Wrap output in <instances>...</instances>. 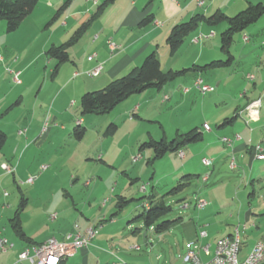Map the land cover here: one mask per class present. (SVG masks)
<instances>
[{"label":"rangeland","instance_id":"374dc122","mask_svg":"<svg viewBox=\"0 0 264 264\" xmlns=\"http://www.w3.org/2000/svg\"><path fill=\"white\" fill-rule=\"evenodd\" d=\"M81 1L84 0H76L75 3ZM38 3L40 5L39 7H41L44 1L39 0ZM51 17L49 15L50 19ZM59 23L60 21H56L54 24L57 25ZM220 25H225L226 27L225 23H220L214 26L213 29L216 30L217 28L220 30ZM244 31L245 29L242 32ZM242 32L236 33L233 36L231 44V51H233L235 56L233 64L212 68L203 74V78L206 81L212 80L213 77L216 79L217 76L223 77V80L218 86L219 89H223L224 85L229 86L234 81L244 84L239 90H235V87L232 88V90L228 88L226 92L228 95L234 96V99L231 97L227 98L226 104L221 103L223 100H221V98L215 101L208 99L209 95L215 96L216 93L206 94L204 96V94L199 93L198 90L196 91L195 88L190 86L191 83H187L186 79L189 77V75H187L179 76L174 79V81L181 80L184 83L178 84L172 81L166 83L168 85L169 83H177V86L175 84L177 94L171 104L167 102L157 106V110L152 113L151 118L153 121H148L146 119L140 121L135 117L133 118V122L130 123L127 122V115L124 117L125 120L118 124V128L115 132L109 133L106 136V140L103 143L101 142L103 134L112 122L109 120L105 121L103 118L109 117L108 113L102 115L84 114L86 122L81 123V125L84 126L86 130L80 139L76 138L73 132V128L77 123L76 120L72 125L67 123L68 120L66 123H57L59 126L53 130L56 135H54L52 139H49L50 141L45 144L43 149L50 154L52 161L55 163L53 168L42 172L41 175L37 177L33 173L31 175L27 173V175L23 177L24 180L27 176L35 180L39 179L40 176L41 178L37 180V183L35 182V187H32L33 181L32 183L21 185L20 189L25 194V197L28 198V205L25 212L26 216H24L26 218L37 208L36 205L38 204L43 205L44 209L51 208V212L57 214L60 212V209L67 210V212H63V216L58 214L55 219H51L52 214H49V211H45L46 213L48 212L49 215L43 214L37 221L32 220L30 223L26 222V225H28L29 228L37 227L49 232H56L63 229L67 226V221L71 222L70 224H73L74 227L77 225L80 226L81 222H83L88 228L95 227L97 229L99 227H105V231L115 228L117 229L116 234L107 237L108 239L103 241L104 246L101 245V248L103 250L111 248V250L117 252L120 256L121 264H183L182 254L185 244L188 242V239L195 238L196 233L197 237L193 239V241H196L197 244L207 243L214 246L215 241L219 237L232 233V229L234 230L236 226H239L241 229L242 226L245 225L246 230L241 233L240 258L247 254L255 240L264 238V159H254L252 165L249 166L247 158L244 161V157L241 156V153H233L231 146L225 145L227 142L224 141L223 136L229 139L233 138L221 127L217 126V124L225 120V117L233 116V110L236 106L243 105V100L239 99L237 96L244 90L247 91L252 89L253 83L245 79V75L252 74L254 77L257 75L258 64L260 62L257 53L249 51H245L241 55L238 53L240 48L243 47V41H241L240 38ZM83 35L71 46V48L74 46L77 48V44L83 39ZM187 38L181 45V52H176L173 56L167 53L161 65L164 71L168 70L169 66L172 65L176 66L173 70H181L183 68L192 67L193 65H204L203 60L199 61L201 63L194 60L196 51L187 48L191 45V42L189 43ZM216 41L218 43L217 50L220 52V31L217 33ZM27 42L26 39L22 40V37H20L17 38L13 44L16 46V49H19L21 45L24 47ZM186 44L187 46H184ZM1 45L2 43H0V46ZM183 47H185L184 50ZM37 48L38 43L32 42L27 48L29 55L33 54V51ZM4 52V49L0 47V56L2 58L3 54H5ZM222 58H224L223 55ZM46 60L47 57L44 56L42 60H39L34 65V67L40 69V71L37 72L39 76L35 81L36 85L32 94L29 95L27 99H25L24 104L21 105H14L16 102L15 100L19 97L16 93L17 90L12 89L14 84L9 78L5 77L7 73L0 70V122L19 117L23 109L31 110L28 107L34 95L38 92L43 81L42 79H44L43 66L46 64ZM2 67L3 66H0V68ZM13 68L14 67L10 66L6 67L9 71H15ZM86 71L88 70L84 72ZM46 73H48V68ZM65 76V73L61 72L55 77H57L58 81L63 82ZM20 79H22V77H20ZM49 79H51V77H49L48 80ZM78 79L93 81L94 78L80 76ZM255 83L258 84V81H255ZM46 85L54 86L52 81H49ZM213 85L215 86V84ZM184 86L191 89L187 95L182 94ZM215 88H217V86ZM43 94L46 96L48 93L43 92ZM80 97L81 95L78 97V112L80 111ZM180 97L187 100L177 103L176 98L179 100L181 99ZM204 97H206V100L203 102ZM215 102L218 104V107L215 106ZM123 103L125 102L122 101L117 104L113 108L114 111L111 115L115 116L121 109ZM9 107L11 108L8 109ZM6 110L7 112H5ZM228 110L230 113L225 114ZM111 111L109 113H112ZM218 116H220V119H217ZM93 118L95 120H91ZM240 118L238 122H240ZM242 118H245L244 121H246L248 115L244 114ZM204 121L211 126V131L215 133V138L223 142L216 140V143L213 144L211 140L208 141L210 143L207 144L204 140H200L198 142L186 144L188 145L186 148H184L185 145L182 146V149H190L191 152H194L192 160L188 163L187 169H185L192 174L190 184L175 194L166 195L165 202L171 205L172 209L161 217L159 222L177 217H179L180 220L175 221L170 227L160 232H154L152 227L147 230L143 229L139 233H133L134 228L142 224L141 221H135L134 218L146 208L143 204L145 199H140V197L147 196L153 189L161 195L165 194L169 189L175 186L177 182L176 179H170L172 176L171 171H177L179 167H181V162L176 155V151L168 152L161 159L147 164V161L152 158L153 152L150 149L139 151L140 144L148 140L149 136L158 140L162 132L165 133V138L169 141L176 133L186 132L191 126H194L191 124L199 122L198 125H200V123ZM16 123V125H19V120ZM89 124L91 128L88 127ZM173 124H177L180 128H184L181 129L183 131L177 132V126L174 127ZM61 126L65 128L63 131L60 130ZM245 127V131L247 132L250 128L253 129L254 127H258V131H264V102L260 108L259 118L249 122ZM48 128L47 125L46 132ZM256 133L253 136V142H259L260 140V137H255ZM10 139L11 137H9V140ZM260 143L264 145L263 141H260ZM8 144H10V142L6 145ZM104 148H107L108 152L112 153V162H115L112 163L113 165L104 164L98 159V155L104 152ZM86 151L92 152L93 161L88 160L82 163L80 162V158L84 159L85 156H83V154H85ZM138 154H140V159L134 161L133 157ZM203 156L213 159L214 164L210 167L203 165L201 162ZM232 156L235 157L236 167L234 169L230 168ZM245 157H247V155H245ZM72 166H75V173H79L82 177L79 186L75 185V182L71 183V180L66 181ZM113 174L116 175L111 179L109 185L111 186L113 183L118 182L116 186L117 191L113 194L102 193L103 186L98 181L100 185L96 188L95 194L89 198L88 202L86 194L88 190L95 188L93 186L94 181L97 179L99 180V177L106 180L108 176L110 177ZM177 174L181 176V170L177 171ZM3 175L4 178L0 179L1 195H4V192H6L11 200L17 198V203H19L20 193L15 183V181L18 182V179L13 180V175L7 173ZM204 175H208L206 181L202 180ZM89 179H91L92 185L87 189L84 184ZM142 185H145V191L140 190ZM66 192H68L69 195L65 196ZM117 195H122L128 201L121 208H117L116 206V203L119 202ZM105 199L106 202L104 203L103 201ZM197 199L204 200L206 204L198 208L196 206ZM184 203H187L188 206L183 207ZM84 204H86V208ZM70 212L74 213V218L72 219L70 217ZM246 213L248 214V219H246ZM13 216L9 219L5 216L4 221L7 225L8 233L12 234L14 237L16 235L10 224V220ZM103 216L106 217L105 220L102 219ZM111 219H114L116 223L112 224V222L109 221ZM199 225H204L203 228L208 233V236L203 240L198 237ZM131 245L133 246L132 248L130 247ZM80 248L84 249L86 247ZM101 255L103 256L101 257V263L108 262L107 264H111L109 261L110 258L106 253H102ZM203 255L202 253V256ZM212 256L213 247H210V255H204L202 260H208ZM94 263L95 260H92L91 264Z\"/></svg>","mask_w":264,"mask_h":264},{"label":"crops","instance_id":"0c3cea01","mask_svg":"<svg viewBox=\"0 0 264 264\" xmlns=\"http://www.w3.org/2000/svg\"><path fill=\"white\" fill-rule=\"evenodd\" d=\"M43 1V5L39 7L40 5L38 3L34 10L22 20L19 27L13 32H6L5 23L0 19V43H2L0 47L5 51V54H3V60L0 63V66L3 67L0 68V70L5 71L7 73L5 77L9 78L14 84L12 89L17 90L16 93L19 97L15 101L18 100V105L24 104L25 99H27V97L32 94L36 85L35 81L39 76L37 72L40 71V69L38 67H34V65L36 62L42 60L43 57L46 56V49L52 45L57 46L65 42L76 30V28L90 17V15L95 11L96 6L102 0H96L95 3L93 0H84L79 3H75L76 0H71L67 8L61 12L59 16H57V18L51 23H48L50 21L49 15L50 17L52 15L54 16L59 6L66 0ZM248 3L264 4V0H202V3H199L197 0H114L107 6L100 16L90 24L89 28L83 35V39L77 44V48L74 46L68 49V54L71 61L60 64L55 75H52L55 60L46 56V64L43 66L44 79H42L43 81L39 87V90L34 95V98L31 100L30 106L28 107L32 111L23 109L21 113L22 117L20 115L16 118H11L9 120L7 119L5 122H0V129L7 136L6 142L0 150V179L4 178V173L6 174V172L2 170L1 165L6 163L12 166L14 169L13 172L7 174L13 175V180L18 179V182L15 181V183L18 186L20 199L24 198L26 200L25 207L20 214L21 225L23 231L31 239V242L29 243L19 239L17 236L13 237L12 234L8 233V228L4 221V217L7 216L6 218L8 219L12 217L15 214L19 203H17V198L11 200L6 192H4V195H1L0 193V234L6 237L8 242L11 244V247L7 250L0 251V264H30L26 260H18V255L21 251L29 248V246L32 244L41 243L49 238H55L60 242H67L69 240L67 235L74 231L73 224H70L71 222L68 221L67 226L56 232H49L44 229L41 230L37 227L29 228L28 225H26V222L30 223L32 220L37 221V219L43 216V214H48V212L46 213L45 211H49V214H52L51 219H55L58 214L63 216V212H67V210L60 209V212L57 214L55 212H51V208L44 209L43 205L38 204L36 205L37 208L34 209L28 218L24 217L26 216L25 212L28 205V198L25 197V194L20 189V186L30 183L28 182L30 176H27L25 180L23 179V177H25L24 175H27V173L30 175L33 173L37 177L41 175L42 172L53 168L55 163L52 161L50 154L43 149L45 144L50 141L49 139H52L54 135H56L55 131L53 130L59 126L57 123H66L68 120L67 123L72 125L76 120V124L81 125V123L86 122L84 115L81 114V111L78 112L77 109L78 97L84 92L101 89L111 80L125 75L132 68L139 66L145 56L153 50H156L162 65L163 60L166 58L168 53L166 38L172 26L175 24L188 20L189 17L196 13L208 15L217 9L221 10L228 16H233L237 12L244 9ZM147 15H150L153 20L144 25H139L141 19ZM56 21H60V23L55 25L54 23ZM224 28L225 25H220V30L217 28L215 30L213 27H210L205 23H201L195 31L187 36L188 38L186 37L188 42H191V45L187 48L189 50L196 51V56L194 58L195 61L201 63L199 61L203 60L204 64H207L216 59H224L222 58V55L225 57L222 51H220V55V52L217 50L218 43L216 41L218 31L221 32ZM243 35L248 36L249 40L247 42L243 41ZM20 37H22V40L26 39L28 42L24 45V47L21 45L19 49H16V46L13 44V42ZM240 38L241 41H243V47L240 48L238 52L239 55L243 54L245 51H249L252 53H257V57L260 58L257 75L255 77L252 74L245 75V79L252 81V89L247 91L244 90L239 96H237L239 99L243 100V105L236 106L233 110V116L225 117V120L217 124V126L221 127L227 132V134L231 135V138H233L229 139L223 136V139L229 140V143L225 145L231 146L233 153H241V156L244 157V161L247 158L249 161V166H251L252 161L256 159L254 157L255 145L260 144V146L264 149V145L260 143V141L264 142V131H258V127H254L253 129L250 128L248 132L245 131V125H248V123L251 121H248V118L246 121H244L245 118L243 119L242 116L244 114L247 115V112L245 111L247 104L260 97L264 93V13L255 22H253L252 25H248L245 28V31L242 32ZM109 40L118 46L115 50L111 51L109 49ZM32 42H37L38 48L33 51V54L29 55L27 48ZM184 46H187V44ZM184 48L185 47H183V50ZM177 52H181V46ZM91 55H93V58L88 60L87 57ZM231 55L233 56V60L229 65L233 64L235 61L233 51H231ZM98 63H101L102 69L96 77H93V81H89L88 79H78L80 76H86L84 71L92 69ZM5 66L14 67L13 69L15 72H19V79L22 77V79H20V83H15L12 80V73L7 70ZM47 68L48 73H46ZM175 68V65L169 66V69L173 70ZM208 70L201 72L190 71L182 76L189 75V77H187L188 79H186L187 83H191L190 86L195 88L196 91L198 89L195 87V81L198 78L202 79L204 83H209V85H212L214 90L204 93V96L206 94L216 93L215 96L209 95L208 99L210 100L215 101L221 98V100L223 99L221 103L226 104L227 98L231 97L234 99V96H230L226 92L228 91V88L232 90V88L235 87V90H239L240 87L244 85L238 81H234L229 86L224 85L223 89H219L218 86L223 80V77L217 76L216 79L213 77L212 80L206 81L203 78V74H205L204 72ZM61 72H64L66 75L63 82L58 81L57 77H55ZM75 73L78 74L74 75ZM250 75L253 76V79L249 78ZM49 77H51V79L48 80ZM49 81H52L54 86L46 85ZM255 81H258V84H256ZM172 82H177L178 84L184 83L181 80H173ZM177 83H169V85L165 84L161 89L158 90L147 89L141 93L133 94L123 101L125 103H123L121 109L115 116L111 115L113 114V109L111 111L112 113H108L109 117L103 118L105 121H112L111 124L113 123L116 125L115 130L118 128V124L125 120L124 117L127 115V122L130 123L133 122V118L135 117L140 121L145 119L148 121H153L151 118L152 113L157 110V106L167 102L170 104L173 102L177 94L175 89V84L177 86ZM213 84H215V86ZM216 86L217 88H215ZM190 90L191 89L189 87L184 86L182 89V94L187 95ZM43 92H47L48 94L45 96ZM198 92L201 93L199 90ZM180 98L181 99L179 100L176 98L177 103L179 101L182 102L187 100L183 97ZM205 98L206 97L203 98V102L206 100ZM215 106L218 107L216 102ZM227 113H230L229 110L225 112V114ZM239 118L240 122H238ZM217 119H220V116H218ZM18 120L19 125H16ZM91 120L95 119L93 118ZM45 121L48 123L49 128L47 132L45 131L43 134L40 130L43 122ZM198 123L199 122L196 124H191L194 126H191L189 130L194 127H198L202 134L201 140H204L207 144L210 143L208 141L212 140L213 142L211 143L214 144L216 143V140H219L215 138V133L211 131V126L207 122L204 121L200 123V125H198ZM204 123L209 125V130H204L202 128ZM173 125L174 127L177 126V132L183 131L181 129H184L180 128V126L177 124ZM88 127L91 128L90 124ZM64 129L65 128L63 126L60 127V130L63 131ZM115 130L113 132H115ZM255 133V137H260L259 142H253V136ZM107 135L108 134L106 132L103 134V138L101 139L102 143L106 140ZM9 137H11L10 140ZM165 137V133L162 132V135L159 139ZM8 142H10V144L6 145ZM187 146L188 145H185L184 148ZM184 148L182 149L181 147L179 151H176V155L181 162V167H179L177 171L181 170V176L184 174H190V172H188V170L186 171L185 169H187V165L192 160L194 155V152H191L190 149L184 150ZM180 153H182V156L179 155ZM92 155L93 154L91 151H86L85 154H83V156H85L84 159L80 158V162L84 163V161L88 160L93 161ZM245 155H247V157H245ZM98 156V159L104 164L113 165L112 163H115L112 162V153L108 152L107 148H104V152L100 153ZM202 158H204V156ZM42 166H45V169L42 170ZM70 169L71 171L68 174V179L66 181L71 180V183L75 182V185L79 186L82 177L79 173H75V166H72ZM177 171H171L172 176L170 179H176L178 181L181 176H178ZM115 175L116 174H113L110 177L108 176L106 180H103L102 177H99V180H95L93 183L95 188L88 190L86 194V199L88 198V202L89 198L95 194L96 188L100 185V183L103 186L102 193H115L117 191L116 186L118 185V182L113 183L111 186L109 185L111 179H113ZM40 178L41 176L39 179ZM39 179H34V182L32 181V187H35L34 185ZM98 181L100 183H98ZM91 185V179L87 180L84 184L87 189L90 188ZM65 194V196L69 195L68 192ZM150 194H154L156 197L163 195L159 194L155 189L151 190L148 195ZM84 205L86 208V204ZM247 215L248 214L246 213V219H248ZM70 217L71 219L74 218L73 212H70ZM105 218V216L102 217L103 220H105ZM109 221L112 222V224L116 223V221L114 222V219ZM142 226L143 225L141 224L140 226L135 227L133 233L141 232L143 230ZM86 227L87 226L81 222L80 226H78V229L81 232H84L88 228ZM203 227L204 225H199L198 229H204ZM104 228L105 227H99L97 229L95 228L96 233L90 239L88 246H86L84 249L76 248L72 253H70V255H67L66 264H91L92 260H95L94 264H104L106 262H100L102 259L101 257H103L101 255L102 253H106L109 256V261L111 264H121V260L119 258L120 256L117 254V252L111 250V248L108 250H103L101 248V245L104 246L103 241L108 239L107 237L110 235L116 234L117 229H107V231H105ZM244 230H246V226L241 231V233ZM230 234L231 233H228L222 237L229 236ZM207 236L208 233L204 238ZM196 237L197 233L195 238H190L187 241H193V239H196ZM204 238H202V240ZM258 240H264V238L257 239L255 242ZM255 242H253V244ZM206 245H209L210 255V247H213L214 251V246H211L207 243L204 244V246ZM130 247L132 248L133 246L131 245ZM184 251L185 248L183 253ZM203 256L201 254L202 258Z\"/></svg>","mask_w":264,"mask_h":264},{"label":"trees","instance_id":"16d2710c","mask_svg":"<svg viewBox=\"0 0 264 264\" xmlns=\"http://www.w3.org/2000/svg\"><path fill=\"white\" fill-rule=\"evenodd\" d=\"M38 1L39 0H0V19L5 23L6 32L10 33L15 31L19 27L22 20L34 10ZM70 1L71 0L64 1L48 23L55 20L57 16H59V14L67 8ZM113 1L114 0H103L100 2L90 17L79 25L65 42L57 46L52 45L46 49L45 55L48 58L55 60L52 75L57 73L60 64L71 61L68 49L81 38V36L89 28L90 24L97 19ZM263 13V3H248L244 9L237 12L233 16H228L221 10L217 9L208 15L196 13L188 20L175 24L172 26L166 38V45L170 56H173L178 51L185 38L190 33L195 31L201 23H205L210 27H214L220 23H225L226 27L220 32V49L225 56L224 59L213 60L202 66L193 65L192 67L183 68L181 70L169 69L164 71L161 68V63L156 50H153L145 56L139 66L132 68L125 75L111 80L101 89L84 92L80 97L81 114H107L117 104L124 101L129 96L141 93L147 89H161L166 83L173 81L187 72H201L229 65L233 60V56L230 51L233 36L236 33L242 32L248 25L255 22ZM152 20V17L147 15L141 19L139 25H144ZM17 103L18 100L15 104ZM10 108L11 107L8 109ZM7 110L5 112H7ZM115 128V124H110L106 129V133H113ZM85 130L84 126L76 124L73 128L75 137L80 139ZM201 138V131L198 127H194L187 132L177 133L176 136L169 141L165 138L155 140L149 137L148 140L140 144L139 151H143L145 149L152 150L153 156L147 161V164H151L153 161L161 159L168 152L179 151L183 145L198 142ZM6 139V134L0 129V150L4 146ZM191 176V174L182 175L176 182V185L160 197H156L154 194L141 196L140 199L144 198L148 204L146 208H144L134 218V220L141 221L143 229L147 230L153 227L154 232H160L170 227L175 221H179V217L162 220L160 222L159 219L172 209L171 205L165 202L166 195L175 194L186 188V186L190 184ZM117 198L119 200V202L116 203L117 208H121L128 202L123 196L119 195ZM25 204L26 200L21 198L19 206L13 218L10 220V224L14 234L19 239L30 243L31 239L23 231L20 219V214L25 207ZM59 264H66V258L62 259Z\"/></svg>","mask_w":264,"mask_h":264},{"label":"built area","instance_id":"2783aa9c","mask_svg":"<svg viewBox=\"0 0 264 264\" xmlns=\"http://www.w3.org/2000/svg\"><path fill=\"white\" fill-rule=\"evenodd\" d=\"M199 3H202V0H197ZM95 3L96 0H93ZM243 41L247 42L249 40L247 35H243L242 37ZM108 47L109 49L115 50L118 46L112 42L111 40L108 41ZM93 58V55L88 56L87 59L91 60ZM3 58L0 56V63L2 62ZM102 69L101 63L96 64L92 69L85 72V75L93 78L96 77ZM12 73V80L15 83H20L19 79V72L10 71ZM78 73H75L74 75H77ZM249 78H253L252 75L249 76ZM195 87L202 93L210 92L214 90V87L212 85L206 84L202 81V79L198 78L195 81ZM264 102V93L252 100L250 103L247 104L245 107V111L248 115V121L256 120L259 117L260 114V108L262 103ZM47 123L44 122L41 127V133H44L47 129ZM202 128L204 130H209L210 127L207 123H204L202 125ZM239 137V136H237ZM227 143H229L228 139H224ZM254 157L256 159H264V149L260 146V144L255 145L254 147ZM182 156V153L179 154ZM140 159V154L133 157V160ZM201 162L203 165L210 167L213 164V160L211 158L204 157L201 159ZM236 167L234 157L230 160V168L234 169ZM1 168L6 173H12L13 167L3 163L1 165ZM41 169H45V166H42ZM208 179V175H204L202 180L206 181ZM34 178H29L28 182H32ZM146 187L145 185H142L140 187L141 191H145ZM106 202V199L103 201ZM143 204H148L147 201H144ZM206 204L204 200L197 199L196 206L198 208L203 207ZM188 204L184 203L183 207H187ZM245 228V225L242 226L240 229L239 226L234 227V229L238 233V244L236 246V249L234 250V254L232 257V264H250V257L251 255H254L255 252H260L261 249H264V240H258L256 241L250 251L240 258V244H241V231ZM96 229L95 228H87L84 232H81L78 229V226L74 227V231L72 233H69L67 235V238L69 239L67 242H60L57 241L55 238H49L41 243L38 244H32L29 246V248L24 249L21 251L18 255V260H26L30 264H59L60 261L67 257V255H63V248H70V252H73L76 248L80 247H86L89 244L90 239L95 235ZM207 235V232L204 229H200L198 232V237L200 239L204 238ZM225 237L219 238L215 241L214 244V251L213 256L209 258L208 260L204 261L202 260L201 254L209 255V245H202L200 243H196V241H189L185 244V251L183 253V264H221L219 261V254L221 245L224 243ZM11 247V244L8 242L7 238L0 234V248H4V251Z\"/></svg>","mask_w":264,"mask_h":264},{"label":"bare ground","instance_id":"6f19581e","mask_svg":"<svg viewBox=\"0 0 264 264\" xmlns=\"http://www.w3.org/2000/svg\"><path fill=\"white\" fill-rule=\"evenodd\" d=\"M146 207L147 204H144ZM238 244V233L234 229L233 232L225 237L224 243L221 245L219 261L221 264H232V255ZM0 251H4V248H0ZM70 248H63V255H70ZM250 264H264V249L260 252H255L250 257Z\"/></svg>","mask_w":264,"mask_h":264}]
</instances>
